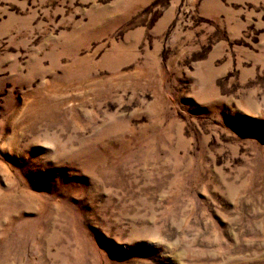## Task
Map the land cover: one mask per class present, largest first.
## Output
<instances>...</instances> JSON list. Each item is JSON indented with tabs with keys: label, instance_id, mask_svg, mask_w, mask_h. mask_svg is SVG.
I'll return each mask as SVG.
<instances>
[{
	"label": "rangeland",
	"instance_id": "rangeland-1",
	"mask_svg": "<svg viewBox=\"0 0 264 264\" xmlns=\"http://www.w3.org/2000/svg\"><path fill=\"white\" fill-rule=\"evenodd\" d=\"M0 264H264V0H0Z\"/></svg>",
	"mask_w": 264,
	"mask_h": 264
}]
</instances>
